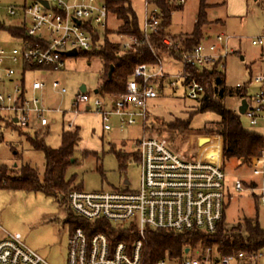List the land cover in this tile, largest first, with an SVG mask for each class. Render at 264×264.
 I'll return each instance as SVG.
<instances>
[{"label":"built area","instance_id":"2783aa9c","mask_svg":"<svg viewBox=\"0 0 264 264\" xmlns=\"http://www.w3.org/2000/svg\"><path fill=\"white\" fill-rule=\"evenodd\" d=\"M41 1L47 2V5ZM170 4L184 7L188 0H169ZM145 13L140 22L141 35H119L121 51H136L150 48L155 59L154 65H140L128 81L124 93L111 97H97L93 103L95 113L103 121L104 131H111V120L117 119L118 128L125 129L142 125L143 138L138 141V157L141 169L138 191L112 193H86L73 191L68 201L73 213L88 222L104 220L115 227L135 226L138 240L129 248L125 243L111 245L103 233L88 235L84 228L73 230L68 240L67 264H143L146 229L167 230L176 233L201 231L215 234L223 220L227 200L243 193H249L264 206V91L256 95L248 94L245 117L249 119L253 132L263 140L259 155L247 165L254 178L229 179L222 163V138L199 137L196 141L198 152L184 157L173 149L165 138L150 137L145 132L150 113V103L157 100L166 90H181L189 100H197L204 87L195 80L187 68L210 69L215 64H223L235 54L233 37L224 34L207 36L191 52L184 54L182 61L169 55L159 56L154 50L152 39L163 34L161 11L156 0H144ZM11 17L22 19L29 38L35 43L22 41L20 47L0 48V81L12 82L14 89L8 92L0 87V114L7 113V124L29 128L33 118L41 128H47L51 121L48 114L69 115L65 123L67 131L77 128L76 121L80 107L87 106L91 98L87 92H80L73 102L70 112L51 110L43 107V100L28 98L25 74L35 68L58 71L64 68L66 53L71 51H94L95 35L107 28L109 10L103 0H34L31 4L10 7ZM168 49L177 48L171 37L163 39ZM253 46L264 48V37L252 41ZM181 64L176 73L165 70L163 57ZM19 68L20 70H16ZM21 78L20 80L18 79ZM252 88L264 84V75L251 77L244 85ZM44 83H34L33 93L44 91ZM53 88L61 95L66 89L54 83ZM98 92V90H97ZM97 96L100 95L96 93ZM241 104H242V101ZM240 104V106H241ZM67 113V114H66ZM1 134V133H0ZM201 138L208 142L199 145ZM218 151L219 159L210 156L209 151ZM1 165V164H0ZM194 255H191L193 254ZM263 252L219 256L212 249L204 254L195 251L186 254L180 264H259ZM0 264H48L38 254L16 239L0 241ZM158 264H166L165 260Z\"/></svg>","mask_w":264,"mask_h":264},{"label":"rangeland","instance_id":"374dc122","mask_svg":"<svg viewBox=\"0 0 264 264\" xmlns=\"http://www.w3.org/2000/svg\"><path fill=\"white\" fill-rule=\"evenodd\" d=\"M32 1L34 0H0V22L6 29L21 27L22 19L9 16L8 9L23 6L25 2L31 4ZM129 1L139 22H142L145 13L144 0ZM207 4L208 25L203 28L204 35L224 34L233 37L232 45L236 49L235 54L230 55L225 62L227 86L235 88L240 83L248 82L251 77L264 75V48L252 44L253 40L264 37V0H248V7L242 13L231 12L227 7L219 6L218 0H207ZM199 10L200 0H188L181 10L173 14L168 32L178 37L191 35ZM120 25L116 16L110 13L107 28L100 30L102 41L108 39L112 43H122L123 39L118 34ZM21 44L22 41L12 37L7 30H0V48L12 49L20 47ZM83 53L90 55L85 56ZM92 53L94 51L81 52L80 54L83 55L65 58L64 68L58 71H28L25 74L27 97L42 99L43 107L47 109L70 112L81 88L85 87L91 98L88 106L92 107V101L100 97L97 96L96 91L101 87L105 73L102 58ZM163 64L169 73H176L182 69L180 63L167 56L163 57ZM16 70L20 69L16 68ZM1 74L0 84H3L6 80L4 73ZM36 82L45 84L44 91L33 93L31 87ZM57 82L61 88L66 89L65 95H61L53 88V84ZM6 84L7 91L12 92L13 83ZM261 88L264 91V84L253 86L249 89V94L256 95L260 93ZM182 93L179 90L176 96L180 98ZM172 95L171 90H166L164 95L150 103L152 121L171 122L177 118H188L195 102L174 98ZM240 104V99L236 97L227 98L225 101L228 110L240 115L243 127L252 130L249 119L240 114ZM86 107H80L76 121L80 129L81 141L67 170L66 179L68 181L73 179L74 184L80 185L82 191L86 193L138 191L141 169L137 160V143L143 138L142 125L138 124L121 131L117 119L113 118L112 130L104 131L101 116L95 113L93 107L91 111H87ZM190 115L195 116L193 112ZM9 116L7 113L0 114V133L3 137L0 140V164L6 166L9 172L11 170L19 172L23 167L30 166L39 173L42 180L46 169L45 154L42 150L35 149L30 139L43 140L48 148L59 149L62 145V135L66 131L62 115L48 114L51 121L49 128L37 126L35 118L32 119L29 128H20L7 124ZM53 120H56V123H53ZM217 120L218 117L212 113L198 114L192 119V130L184 137H176V139L165 131L161 134H152L167 139L173 149L184 157H190L198 152L196 141L199 137L218 136H206L201 131L206 123ZM209 153L214 159L218 160L220 157L219 150ZM118 154L125 157L123 163L120 162ZM225 170L229 179L254 178L250 167L240 166L234 160L226 163ZM245 220L257 221L264 230V206L249 193L227 200L225 211V225L229 230L244 225ZM71 230L67 207L54 197L40 192L0 189V241L16 239L48 264H67ZM165 261L166 264H180L181 260L166 258ZM259 264H264V257Z\"/></svg>","mask_w":264,"mask_h":264},{"label":"trees","instance_id":"16d2710c","mask_svg":"<svg viewBox=\"0 0 264 264\" xmlns=\"http://www.w3.org/2000/svg\"><path fill=\"white\" fill-rule=\"evenodd\" d=\"M109 13L114 14L121 23L118 34L140 36V22L134 13L129 0H105ZM156 6L161 11L163 34L154 37L152 44L159 56L169 55L177 61H182L184 54L191 52L206 37L203 28L208 25L209 8L207 0H200V10L196 17L194 31L191 35L178 37L168 32L172 23V16L183 7L170 4L169 0H156ZM0 30H7L15 39L35 43L26 34V28L6 27L0 22ZM171 37L178 45L177 48L168 49L163 45L165 37ZM96 47L95 56L102 58L105 73L102 78V85L98 90L100 96L106 98L120 95L125 92L128 81L133 77L135 69L140 65H154L156 59L150 48L142 47L136 51L123 52L120 44L112 43L108 39L102 41L100 33L95 35ZM99 49V50H96ZM96 50V51H95ZM85 56L90 54L83 53ZM83 54H79L83 55ZM114 68L110 77L111 68ZM39 69V68H35ZM34 69V70H35ZM191 80H195L204 87V93L195 100V106L188 114L187 119L177 118L171 122L164 120L152 121L149 113L148 123L145 132L150 137L152 133L161 134L169 132L172 137H184L192 130V119L198 114L212 113L218 117L217 121L206 123L202 132L206 136L218 135L222 138V163L223 167L227 162L237 161L240 166L248 165L253 158L259 155L263 147L262 138L255 132L247 130L241 123L240 115L228 110L225 106L227 98L236 97L243 100L248 97V85L242 88L228 87L226 84L225 63L215 64L210 69L199 70L187 68ZM176 90L172 91V97L178 99H188L184 93L177 97ZM165 92L162 89L161 95ZM160 95V96H161ZM159 96V97H160ZM191 112L195 114L191 117ZM3 137L0 134V140ZM81 141L80 129L74 131H64L62 135V145L59 149L48 148L43 140L30 139L32 146L37 150H42L45 154L46 166L44 178L41 180L39 173L30 166L23 167L19 172L0 165V189L25 192H40L47 196L54 197L63 203L69 211V221L72 230L82 227L88 235L95 233L105 234L111 245L125 243L129 248L138 240L139 233L135 226L115 227L110 223L100 220L88 222L77 217L69 206V195L77 190L82 191L80 185H75L74 180L68 181L66 173L72 164L76 148ZM121 163L125 157L118 154ZM137 160L139 157L137 155ZM257 199V198H256ZM230 200V198L228 199ZM258 200V199H257ZM227 203L225 205L226 211ZM225 211L223 220L218 225L215 234H207L201 231H190L176 233L167 230L146 229L144 240L143 264H158L160 261L169 258L171 260H182L186 256V251L201 252L204 254L208 249H212L219 256H228L245 252L248 254L264 253V230L259 223L254 220H245L244 225L234 227L231 230L225 225Z\"/></svg>","mask_w":264,"mask_h":264},{"label":"crops","instance_id":"0c3cea01","mask_svg":"<svg viewBox=\"0 0 264 264\" xmlns=\"http://www.w3.org/2000/svg\"><path fill=\"white\" fill-rule=\"evenodd\" d=\"M218 2H220L219 6H221V5L225 6L228 8L229 11H231V12L235 11L236 13L245 12L246 8L248 7V0H218ZM234 50H236V49L234 48ZM35 70H45V69H35ZM31 71H33V70H31ZM24 81H25V79H24ZM7 82H9V81H5L3 84H0L1 89H5V90L7 89V87H6ZM88 110L89 109H87V111ZM62 117H63L64 128H65V123L69 117H68V115H67V117H66V115H62ZM53 123H56V120H53ZM37 126H39L38 122H37ZM50 126H51V124L47 128H49Z\"/></svg>","mask_w":264,"mask_h":264},{"label":"water","instance_id":"95a60500","mask_svg":"<svg viewBox=\"0 0 264 264\" xmlns=\"http://www.w3.org/2000/svg\"><path fill=\"white\" fill-rule=\"evenodd\" d=\"M41 2L43 4H45V5H47V2H45V1H41ZM66 56L67 57H77V56H79V53L77 51H71V52L66 53ZM113 71H114V68L112 67L111 68V71H110V74H109L110 77L112 76ZM81 92L82 93L86 92V88L85 87H82L81 88ZM96 93H98V92L96 91ZM246 110H247V101L246 100H243L242 101V104H241V106L239 108L240 114H242V115L245 114ZM207 142H208V139L207 138H201L199 140V145L203 146ZM188 253H189V250L186 251V254H188Z\"/></svg>","mask_w":264,"mask_h":264}]
</instances>
